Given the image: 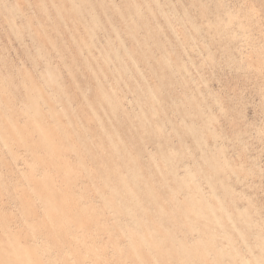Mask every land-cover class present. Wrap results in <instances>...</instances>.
<instances>
[{
  "label": "rangeland",
  "instance_id": "374dc122",
  "mask_svg": "<svg viewBox=\"0 0 264 264\" xmlns=\"http://www.w3.org/2000/svg\"><path fill=\"white\" fill-rule=\"evenodd\" d=\"M0 264H264V0H0Z\"/></svg>",
  "mask_w": 264,
  "mask_h": 264
},
{
  "label": "bare ground",
  "instance_id": "6f19581e",
  "mask_svg": "<svg viewBox=\"0 0 264 264\" xmlns=\"http://www.w3.org/2000/svg\"><path fill=\"white\" fill-rule=\"evenodd\" d=\"M100 106H102V105H100ZM110 142V141H109ZM113 142V141H112ZM111 142V143H112ZM131 186V185H130ZM140 187V186H139ZM204 206V205H203ZM137 223V222H136ZM136 223H135V225H136ZM150 233V232H149ZM173 250V249H172ZM147 251V250H146ZM180 252V251H179ZM167 254V253H166ZM168 255V254H167ZM163 256V255H162ZM157 258H159V257H157ZM162 259V258H161ZM159 260V259H158ZM159 262V261H158Z\"/></svg>",
  "mask_w": 264,
  "mask_h": 264
}]
</instances>
